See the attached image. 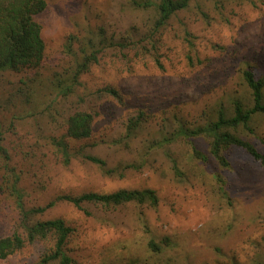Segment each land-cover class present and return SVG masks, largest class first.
<instances>
[{"label":"rangeland","instance_id":"374dc122","mask_svg":"<svg viewBox=\"0 0 264 264\" xmlns=\"http://www.w3.org/2000/svg\"><path fill=\"white\" fill-rule=\"evenodd\" d=\"M158 1L46 0L35 16L45 58L38 79L27 80L34 97L18 96L23 74L0 76L2 142L20 175L24 205L44 207L60 194L151 188L155 206L84 201L77 208L58 200L33 218L62 217L74 229L65 246L69 264H263L264 161L233 148L222 167L203 135L192 143L206 162L183 138L153 142L249 96L243 70L264 76V0H192L156 27ZM92 45L101 49L98 61L74 92L51 101L49 79ZM105 86L117 96L99 90ZM76 110L93 112L92 131L71 141L78 153L66 164L49 143ZM140 111L146 120L126 139V125ZM252 124L245 136L264 154V116ZM7 191L0 188V237L16 230L19 219ZM150 240L162 248L153 251ZM52 243L27 242L0 264H36Z\"/></svg>","mask_w":264,"mask_h":264},{"label":"trees","instance_id":"16d2710c","mask_svg":"<svg viewBox=\"0 0 264 264\" xmlns=\"http://www.w3.org/2000/svg\"><path fill=\"white\" fill-rule=\"evenodd\" d=\"M192 0H159L156 4L157 19L156 27H163L167 21L178 11L189 6ZM46 7V0H0V76L7 72L23 74L20 82L24 85L18 89V96L25 97L34 95L28 91L27 80L29 77L38 79L39 68L45 58V43L41 36V25L35 16ZM90 40L88 41V44ZM101 49L91 47L82 50V54L74 59L66 71L53 75L49 79L48 86L50 100L56 102L58 97L67 96L81 84V75L88 72L92 64L98 61V52ZM192 58L191 55H188ZM31 72V76L27 73ZM243 80L248 87L249 96L234 98L229 107L218 105L214 110V116L204 124L189 126L178 124L177 128L162 135L161 139L154 141L161 146L175 139L183 138L192 145L193 155L203 162L207 157L192 143V138L203 135L208 138L209 153L222 167L229 166L226 152L236 148L255 160L264 161V154L245 136L253 131V121L256 116H264V76H256L253 70L246 68L242 72ZM100 91L117 96L114 87H102ZM48 94V93H47ZM49 98V96H48ZM143 111L134 118L129 119L126 125L125 138L133 137L143 123ZM93 112L88 110H76L69 114L65 121V131L60 137H51L50 146L68 163L70 158L78 153V149L70 147L71 141H77L90 136L92 131ZM0 124V188L5 187L7 194L13 197L18 213V225L12 233L0 237V260L21 249L25 243L36 240L52 238L50 249L40 258L36 264H47L56 261L57 264H69L70 257L67 255L65 246L73 228L62 218L34 219L36 214L52 206L55 201L62 200L81 208L84 201L101 203L106 206H117L126 202H136L155 206L158 197L155 190L143 189H118L108 193L84 192L79 195L60 194L44 207L26 208L23 202V189L19 186L20 175L15 166L11 165V155L3 146V136ZM264 144V139H262ZM81 155L98 165L105 167V161L99 157L85 154ZM174 168L179 173L173 160ZM110 173L111 170H104ZM219 182L223 183L217 175ZM2 193V192H1ZM168 238L163 237L162 242L168 243ZM149 247L153 251L162 248L153 240L149 241ZM264 264V263H263Z\"/></svg>","mask_w":264,"mask_h":264}]
</instances>
